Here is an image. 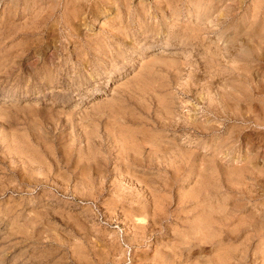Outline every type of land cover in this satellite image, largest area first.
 <instances>
[{"label":"rangeland","instance_id":"obj_1","mask_svg":"<svg viewBox=\"0 0 264 264\" xmlns=\"http://www.w3.org/2000/svg\"><path fill=\"white\" fill-rule=\"evenodd\" d=\"M0 264H264V0H0Z\"/></svg>","mask_w":264,"mask_h":264},{"label":"bare ground","instance_id":"obj_2","mask_svg":"<svg viewBox=\"0 0 264 264\" xmlns=\"http://www.w3.org/2000/svg\"><path fill=\"white\" fill-rule=\"evenodd\" d=\"M246 52H247V51H246ZM247 55H248V54H247ZM247 55H246V56H247ZM250 55H251V54H250ZM250 55H249V56H250ZM240 58H241V57H240ZM246 58L249 59L250 62H253V61H254V62L258 61V62H259V60L255 59V57H253V56L250 57V58H249V57H246ZM242 59H243V57H242ZM241 62H242V61H241ZM247 63H248V62H247ZM241 65H242V64H241ZM241 65H240V66H241ZM245 65H246V64H245ZM245 65H244V66H245ZM245 67H246V66H245ZM250 67H252V66H250ZM241 68H242V67H241ZM249 69H251V68H249ZM241 70H242V69H241ZM256 70H257V69H256ZM242 71H243V70H242ZM256 72H257V71H256ZM253 73H254V72H253ZM255 83H256V82H255ZM261 120H262V119H261ZM206 241H207V240H206Z\"/></svg>","mask_w":264,"mask_h":264}]
</instances>
